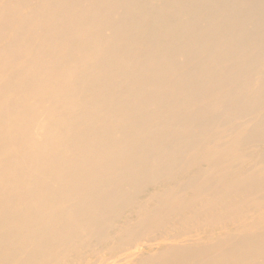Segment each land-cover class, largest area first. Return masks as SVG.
Wrapping results in <instances>:
<instances>
[{
    "label": "bare ground",
    "instance_id": "1",
    "mask_svg": "<svg viewBox=\"0 0 264 264\" xmlns=\"http://www.w3.org/2000/svg\"><path fill=\"white\" fill-rule=\"evenodd\" d=\"M0 264H264V0H0Z\"/></svg>",
    "mask_w": 264,
    "mask_h": 264
}]
</instances>
